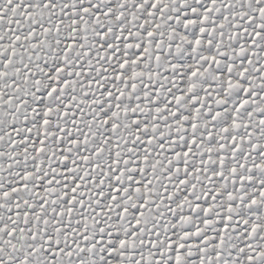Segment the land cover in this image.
Returning a JSON list of instances; mask_svg holds the SVG:
<instances>
[{
  "label": "snow or ice",
  "instance_id": "obj_1",
  "mask_svg": "<svg viewBox=\"0 0 264 264\" xmlns=\"http://www.w3.org/2000/svg\"><path fill=\"white\" fill-rule=\"evenodd\" d=\"M0 264H264V0H0Z\"/></svg>",
  "mask_w": 264,
  "mask_h": 264
}]
</instances>
